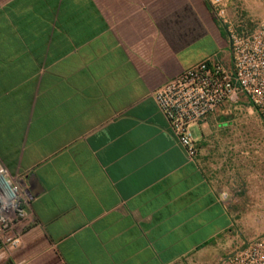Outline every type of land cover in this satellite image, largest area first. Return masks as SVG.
Masks as SVG:
<instances>
[{"label":"crops","instance_id":"obj_1","mask_svg":"<svg viewBox=\"0 0 264 264\" xmlns=\"http://www.w3.org/2000/svg\"><path fill=\"white\" fill-rule=\"evenodd\" d=\"M211 1L0 0V162L36 193L0 264H218L242 246L257 143L210 116L190 162L153 98L212 55Z\"/></svg>","mask_w":264,"mask_h":264},{"label":"built area","instance_id":"obj_2","mask_svg":"<svg viewBox=\"0 0 264 264\" xmlns=\"http://www.w3.org/2000/svg\"><path fill=\"white\" fill-rule=\"evenodd\" d=\"M227 2L211 1L227 34L229 63L213 54L153 93L158 111L190 162L197 156L191 128L210 116L231 117L229 106L236 107L242 99L264 124V24L254 30L233 28L224 20ZM31 225L29 199L21 181L0 162V249L21 248L22 236ZM257 246L237 249L218 264H264Z\"/></svg>","mask_w":264,"mask_h":264},{"label":"rangeland","instance_id":"obj_3","mask_svg":"<svg viewBox=\"0 0 264 264\" xmlns=\"http://www.w3.org/2000/svg\"><path fill=\"white\" fill-rule=\"evenodd\" d=\"M217 19L223 26L221 19L219 17ZM224 20L229 22L233 28L257 29L264 24V0H229ZM214 25L217 26V29L213 27ZM211 47L213 49L212 55L217 53L220 60L224 63H229L227 34L215 21H213L212 25ZM229 108H231L232 116L223 120L227 122L226 126L229 128L226 129L225 135L236 139L242 138L244 141L251 140L253 144L256 142L259 156L256 203L253 201V209H250V207L244 208V221H252L253 226L250 229V223L243 225V242L242 246L237 249L244 250L252 243L257 244L258 251L261 253L260 258L264 260V124L254 110L250 108L246 99H243V102L236 105V107L229 106ZM214 119L218 121V118L214 117ZM191 130L193 133V128ZM245 228L252 230L251 234L245 233Z\"/></svg>","mask_w":264,"mask_h":264},{"label":"water","instance_id":"obj_4","mask_svg":"<svg viewBox=\"0 0 264 264\" xmlns=\"http://www.w3.org/2000/svg\"><path fill=\"white\" fill-rule=\"evenodd\" d=\"M30 179H32V178H30ZM25 193L29 197V199H32L33 197L36 196V193L32 189L26 190Z\"/></svg>","mask_w":264,"mask_h":264},{"label":"trees","instance_id":"obj_5","mask_svg":"<svg viewBox=\"0 0 264 264\" xmlns=\"http://www.w3.org/2000/svg\"><path fill=\"white\" fill-rule=\"evenodd\" d=\"M243 102V99L240 101V103L239 104H241Z\"/></svg>","mask_w":264,"mask_h":264}]
</instances>
